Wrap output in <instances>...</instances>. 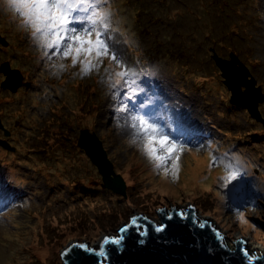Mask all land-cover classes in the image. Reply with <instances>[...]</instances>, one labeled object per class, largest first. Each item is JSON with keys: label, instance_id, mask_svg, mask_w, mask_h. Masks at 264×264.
Wrapping results in <instances>:
<instances>
[{"label": "rangeland", "instance_id": "rangeland-1", "mask_svg": "<svg viewBox=\"0 0 264 264\" xmlns=\"http://www.w3.org/2000/svg\"><path fill=\"white\" fill-rule=\"evenodd\" d=\"M74 3L90 5L78 15L95 14L96 21L77 31L103 33L117 55L92 57L96 67L86 74L80 61L87 57L72 66L71 57L61 60L63 46L52 55L0 0V37L7 42L0 43V63L22 75L11 90L1 85L7 77L0 71V264H63L60 250L72 240L93 244L135 213L154 219L156 208L188 205L232 241L245 236L249 249L264 254V122L231 102L211 56L235 53L264 94V0ZM125 68L132 75L113 87L108 76ZM258 108L264 119V100ZM134 117L184 142L177 178L143 153ZM83 130L101 140L125 181L124 196L103 185L78 145ZM194 156L207 162L192 179L184 166ZM226 164H239L236 180L225 178Z\"/></svg>", "mask_w": 264, "mask_h": 264}, {"label": "water", "instance_id": "water-1", "mask_svg": "<svg viewBox=\"0 0 264 264\" xmlns=\"http://www.w3.org/2000/svg\"><path fill=\"white\" fill-rule=\"evenodd\" d=\"M0 43L6 44V40L0 37ZM212 58L221 71L222 81L231 91V102L246 107L250 115L264 122L258 108L259 102L264 100L261 86H255L256 80L249 69L239 60L238 56L228 53V58L218 56L212 50ZM0 71L6 74V79L1 83L11 90L21 84L22 75L18 69H11L7 61L0 63ZM13 72V73H12ZM12 74H16L15 78ZM8 75V76H7ZM244 86V90H242ZM4 129L0 121V129ZM6 142V141H5ZM7 143V142H6ZM3 145V143L1 142ZM7 145V144H6ZM78 145L83 148L90 161L97 167L103 185L119 195H125V181L112 168L106 150L101 140L95 134L83 130L78 139ZM155 209L157 218L152 219L144 214L135 213L130 216L128 222L120 225L115 234L101 236L95 243L88 244L81 240H72L61 250L63 264H264V254L248 250L241 238L233 241L206 218L198 216L193 206ZM183 209L187 214L183 219L175 215V212ZM162 210V211H161ZM172 214V219L167 216ZM132 217H140V224H148L146 235H139L134 228L124 233V241L117 250L115 246L107 245V259L98 257L90 251L72 247L69 254L65 250L77 242L88 245L89 249H97L102 238L115 237L119 229L129 224ZM146 218V219H144ZM167 225L163 232L154 231V226ZM203 224L204 227H200ZM222 237V239L220 238ZM227 237L233 243V248L224 242ZM143 243H140V241ZM245 250L250 255L245 256Z\"/></svg>", "mask_w": 264, "mask_h": 264}, {"label": "snow or ice", "instance_id": "snow-or-ice-1", "mask_svg": "<svg viewBox=\"0 0 264 264\" xmlns=\"http://www.w3.org/2000/svg\"><path fill=\"white\" fill-rule=\"evenodd\" d=\"M53 3L58 4L62 9L61 16L62 22L54 29L57 33L56 41L52 42L50 48L53 52H59L62 46L67 47L68 37H73V43L78 44L79 47L76 48L74 55H72L73 63H77L80 58V53L83 52L85 59L81 62V73L86 74L96 67V64L92 63V57L99 59L102 56H107L111 60L116 61L117 55L115 52H109V45L107 44L103 33L96 32L95 35L91 31H85L83 37H77L73 29L77 30V27L83 28L84 23L95 24V19L93 16H88L86 18L80 17L78 15L79 11H86L90 5L85 4L84 7H80L79 3H74V0H53ZM79 32V31H77ZM64 33L63 45L60 39V34ZM71 33V34H70ZM69 52H64L65 56H68ZM132 75L128 69L117 71L114 75H109L108 80L110 84L115 86H123L126 82L125 78ZM123 95V93H121ZM123 110V109H118ZM137 123L133 124V128L136 131V138L142 140V151L146 157L154 164L156 169H163L165 174H171L175 179L179 172V160L180 154L184 151L185 144L182 140L173 137L170 132H168L164 126H158L153 122H149L144 118L134 117ZM197 147H202L198 145ZM213 163H215V157H213ZM225 168L228 170V175L225 177L229 181L236 180L240 176V166L239 164H226ZM191 207V206H190ZM162 211V210H161ZM175 215L183 219L187 214L183 209H179L175 212ZM140 217H132L129 224L122 226L118 231L119 234L115 237H104L100 242L97 249H89L88 245L82 243H76L75 245H70L69 249L65 250V255L69 254L72 247H78L81 250L90 251L98 257H104L107 259V245L115 246L117 250H120V246L124 241V233L128 232L130 228H134L139 235H146L148 224H140ZM146 219V218H144ZM167 219H172V214L167 216ZM167 225L161 224L154 226V231L163 232ZM200 227H204L203 224ZM222 239V237H220ZM140 243H143L141 240ZM245 256L248 257L250 254L245 250ZM252 264V261H249Z\"/></svg>", "mask_w": 264, "mask_h": 264}, {"label": "clouds", "instance_id": "clouds-1", "mask_svg": "<svg viewBox=\"0 0 264 264\" xmlns=\"http://www.w3.org/2000/svg\"><path fill=\"white\" fill-rule=\"evenodd\" d=\"M5 5V11L13 18L17 26L29 32L38 45L43 46L47 51H51L50 45L57 39V33L54 29L63 19L61 16L62 9L58 4L53 3V0H5ZM72 31L76 33L77 37H83L85 33V30L77 32L76 29H73ZM64 36V33L60 34L62 45ZM73 39V37H68L67 47L64 48V52H69L70 54L61 56V60L71 57L72 66L75 65L72 55H74L76 48L79 47L78 44L73 43ZM56 54V52L52 53V55ZM81 55L84 56V53L81 52ZM63 67L64 65L61 64V68ZM129 142L137 147L140 146L135 139Z\"/></svg>", "mask_w": 264, "mask_h": 264}, {"label": "bare ground", "instance_id": "bare-ground-1", "mask_svg": "<svg viewBox=\"0 0 264 264\" xmlns=\"http://www.w3.org/2000/svg\"><path fill=\"white\" fill-rule=\"evenodd\" d=\"M77 2H79V0H76ZM1 149V148H0ZM25 151V150H24ZM22 152V151H21ZM23 153V152H22ZM25 153V152H24ZM25 156L24 155H21V157H19L18 158V156H13L12 158H11V160L12 161H15V160H17V159H20V158H24ZM11 161V162H12ZM62 162H65L64 160H62ZM206 162H207V158L206 157H196V156H194V159H192L191 161H188L187 163H185V166H184V172L187 174V176H189L188 178H192V179H195L196 178V176L201 172V169L203 168V167H205L206 166ZM159 190H165L166 188L163 186V187H157ZM236 238H241L245 243H246V246H247V248H248V250H249V252L250 251H253V250H255V249H257L256 247L257 246H253V249H249V247H248V245L250 244V243H248V242H246V237L245 236H239V235H237L236 237H235V239ZM262 253V251L261 250H258L257 251V253H260V252ZM8 262H10V261H8Z\"/></svg>", "mask_w": 264, "mask_h": 264}, {"label": "trees", "instance_id": "trees-1", "mask_svg": "<svg viewBox=\"0 0 264 264\" xmlns=\"http://www.w3.org/2000/svg\"><path fill=\"white\" fill-rule=\"evenodd\" d=\"M215 52V51H214ZM216 53V52H215ZM217 54V53H216Z\"/></svg>", "mask_w": 264, "mask_h": 264}]
</instances>
